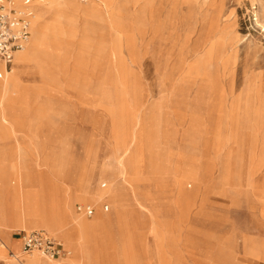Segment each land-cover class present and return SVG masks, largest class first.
<instances>
[{"label": "rangeland", "instance_id": "rangeland-1", "mask_svg": "<svg viewBox=\"0 0 264 264\" xmlns=\"http://www.w3.org/2000/svg\"><path fill=\"white\" fill-rule=\"evenodd\" d=\"M68 5L32 83L0 90L14 193L63 179L74 206L112 201L94 235L116 264H264V0Z\"/></svg>", "mask_w": 264, "mask_h": 264}, {"label": "bare ground", "instance_id": "bare-ground-1", "mask_svg": "<svg viewBox=\"0 0 264 264\" xmlns=\"http://www.w3.org/2000/svg\"><path fill=\"white\" fill-rule=\"evenodd\" d=\"M68 6V0H33L29 7V11L31 12L32 16L31 38L27 45L21 51L16 53L11 66L13 72L11 74L7 72L4 78L0 80L1 91L9 92L10 90H15L19 86L24 87L32 83L31 79L33 78H30V74L33 73L36 65L41 64L43 60L42 57L46 55L43 48L47 43V36L49 33L52 34V31L54 32L53 29H57L56 27L54 28L51 26V24H48V22L45 20L49 17H56V15L60 19L65 20L69 15ZM19 189L22 198L21 203H13V206L10 208H0V213L2 215L9 217L18 215V206L16 205H20L23 209L25 220L30 219L40 222V224L47 225H49V223L56 224L62 221V219L56 213V205H53L54 200L51 198V190L49 191L48 187L45 189L41 181H39V188L38 192L36 193L29 192L27 189H25L24 182L22 181L19 182ZM50 198L52 202L50 201ZM50 202L52 205H49ZM110 202L113 203L112 201ZM110 202L108 204L111 205L112 210L109 214L99 209V211L96 212L97 215L95 217V221L87 222L83 219H80L82 224H80L77 229V235H66L65 232H63V235L66 237V239L76 245V248L71 256H66L64 260H62V256L51 259L39 251H33L28 254L22 252L18 255L9 256L11 258V262H8V264H30L33 259H36L35 257H37L40 262L43 261L45 264H48L49 262L53 264L61 263V261H67L70 264H100L103 260L105 261L104 264H116L117 262L115 261V257L114 255L111 256L110 249L108 248L110 247V244L105 242L97 243L95 238L96 235H94L96 229L98 226H101L102 222H105L106 220L109 221L111 218L114 219L113 205ZM131 220H133V218ZM46 227L61 231L57 225ZM135 229V224L131 222L129 224L128 231L132 237H134V235L137 233V230ZM128 246H130V244ZM127 248L129 249V247ZM81 251H83V253H81V255L83 254V258L79 259L77 255ZM155 251L157 250L155 249ZM109 260H112V263H110Z\"/></svg>", "mask_w": 264, "mask_h": 264}, {"label": "crops", "instance_id": "crops-1", "mask_svg": "<svg viewBox=\"0 0 264 264\" xmlns=\"http://www.w3.org/2000/svg\"><path fill=\"white\" fill-rule=\"evenodd\" d=\"M1 80V79H0ZM3 123H0V126H2ZM8 134H3L0 133V140L5 139ZM12 136V134H11ZM30 136V135H29ZM31 140V138L29 137ZM23 152H28L30 150L29 148H26V146H23L22 144L18 143L17 146V151L20 154V151ZM1 157V155H0ZM1 164V163H0ZM13 165H10L7 167L5 170V165L1 164L0 165V172L4 174L3 179H0V208H10L13 205L14 201H17L21 203V199L18 195L14 193V183L12 180V172H13ZM53 186H55V193L51 196L53 197L54 204L56 205V213L57 215L62 219L61 222H58L56 224L54 223H49L47 224H41V228L44 229L46 226H53L57 225L58 228L61 229L60 234L56 237L60 241V236L63 232H65L66 235L73 234L74 236L78 234V227L82 222L78 218V212L77 211V206L78 205H86L79 203L76 206H74L75 202L78 201V197L80 196L77 192L76 186L73 182L69 181L68 183L64 184L63 179H55L53 182ZM50 198V201L52 202ZM69 198V199H68ZM50 202L49 205H52ZM67 205V206H66ZM18 215H15L14 217H9L6 215H2L0 213V242L4 241L8 247V255H18L22 253V240L19 237L18 233H15L11 235V233L15 230H26L27 228H32V225H35V222L32 221H25V216L23 215V209L21 208L20 205H16ZM104 205L103 209L104 211L106 210ZM94 209V214L96 212V209L94 206H92ZM0 209V210H1ZM62 232V233H61ZM0 252L1 250L5 249L4 245L0 244ZM65 251H69L70 248H64ZM16 252V253H15ZM83 251H81L77 257L79 259L83 258ZM36 259H33L30 264H45L43 261L40 262L37 257ZM64 256H62V260H64ZM6 260H2V264H5ZM63 262V263H62ZM48 264H53V263H48ZM54 264H70L67 261H61V263H54Z\"/></svg>", "mask_w": 264, "mask_h": 264}, {"label": "built area", "instance_id": "built-area-1", "mask_svg": "<svg viewBox=\"0 0 264 264\" xmlns=\"http://www.w3.org/2000/svg\"><path fill=\"white\" fill-rule=\"evenodd\" d=\"M33 0H0V79L11 69L14 57L31 38L32 16L29 6ZM108 209V206H105ZM78 212L87 216L94 214L90 205H78ZM25 254L39 251L48 258L55 259L66 254L62 243L44 229L22 230L18 232ZM5 264H8L5 261Z\"/></svg>", "mask_w": 264, "mask_h": 264}]
</instances>
